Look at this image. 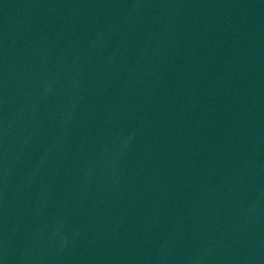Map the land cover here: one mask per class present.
Returning <instances> with one entry per match:
<instances>
[{"label": "water", "instance_id": "1", "mask_svg": "<svg viewBox=\"0 0 264 264\" xmlns=\"http://www.w3.org/2000/svg\"><path fill=\"white\" fill-rule=\"evenodd\" d=\"M0 264H264V0H0Z\"/></svg>", "mask_w": 264, "mask_h": 264}]
</instances>
